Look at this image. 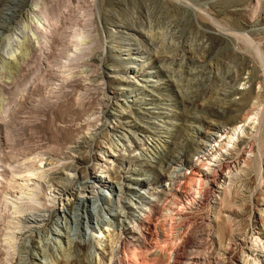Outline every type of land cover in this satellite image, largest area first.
I'll return each mask as SVG.
<instances>
[{"label": "rangeland", "instance_id": "374dc122", "mask_svg": "<svg viewBox=\"0 0 264 264\" xmlns=\"http://www.w3.org/2000/svg\"><path fill=\"white\" fill-rule=\"evenodd\" d=\"M0 17V264H14L18 249L14 231L16 216L20 213L16 209L17 200L6 191L12 188L9 185L14 181L12 177L20 176L12 168L28 163L27 167L34 165L33 168L38 169L43 155H50L53 162L72 159L76 153L68 149L70 142L84 136L87 127L101 123L94 117L99 116L101 109L115 108L116 103L122 102V79L132 76V71H149L147 63L152 55L159 65L164 63V56L170 58L165 65L171 78L157 81L155 76L148 75V84L160 102L155 112L164 117L157 122L158 126H150L165 146L161 159L136 160L99 138L100 152L77 163L91 181L103 186L97 200L104 204L105 212L115 211L119 198L124 210L135 216L123 225L124 229L120 228L119 218L110 215L115 227L103 225L94 229L91 201L75 205L73 211L79 218L70 223L75 242L64 253L51 252L45 264H112L111 250L120 245L115 242L124 237L129 242L131 236L127 229H135L136 217L140 214L147 215V228L143 230L145 243L140 244L141 248L134 246L136 249L127 244L125 250L129 255L142 257L144 264L151 257L153 246L158 247L160 243L165 252H170L171 245L173 248L178 245L184 252L188 249H184L187 242L197 243L195 252L201 258L199 264H250L248 261L254 256L250 254L249 242L252 237L259 238L264 226V0H0ZM12 30L17 36H11ZM223 32L243 33L251 43L235 42ZM7 33L8 36H4ZM9 37L16 41L12 42ZM171 41L175 43L174 48L167 51L166 45ZM181 46L186 49L184 61L175 49ZM191 56L203 57L205 64L201 69L210 75L214 88L239 73L240 80L236 79L235 86L251 91L242 112L236 113L229 101L239 99L235 94L224 100H209L201 94V88L194 82L197 75L188 73L193 68L200 69L190 61ZM186 80L189 83L182 85ZM157 83L159 86L154 85ZM206 101L210 102V107L203 106ZM253 102L255 109L245 114ZM148 108L149 101L138 103L130 112L126 111L125 117L139 116V124L145 128L144 123L149 120L143 117L150 116ZM195 114L223 127L240 125L248 118L253 125L244 128L239 144L229 143L232 150L224 171L230 170V175L240 174L231 183L221 185L224 189L218 195L220 207L212 206L215 195L210 189L206 190L202 204L193 211L190 220L177 229L164 200L169 187L160 177L166 166L168 169L175 165L177 156L197 162L196 139L188 134L185 121ZM116 124L118 132L124 133L122 126ZM116 124L114 121L111 126ZM86 152L88 154V150ZM248 153L254 158L244 162ZM236 165L244 167L239 169ZM41 166L45 169L43 164ZM182 171L189 170L184 167ZM188 177L187 181L195 176L188 174ZM128 179L146 184L142 187L145 199L125 195L134 206H128L118 197L119 185ZM46 185L44 181L40 188L33 190L35 193L23 192L26 196L22 201L27 197L24 203L33 204L36 197L31 199L30 196L44 193ZM5 200L9 207L4 204ZM56 204L57 208L61 207L60 202ZM58 213V209L52 211L42 225L52 226L53 217ZM84 213L89 217L87 233L92 238L89 245L82 242L86 240ZM66 217L71 218L68 214ZM256 231L259 233L255 234ZM236 236H242L243 241H234ZM259 239L264 242L263 237ZM166 245L170 246L166 248ZM227 248H231L229 255L225 254ZM94 250L90 259L89 251ZM130 250L132 253H128ZM150 259L148 264H167L168 261L166 256L160 261ZM256 261L253 262L256 264Z\"/></svg>", "mask_w": 264, "mask_h": 264}, {"label": "bare ground", "instance_id": "6f19581e", "mask_svg": "<svg viewBox=\"0 0 264 264\" xmlns=\"http://www.w3.org/2000/svg\"><path fill=\"white\" fill-rule=\"evenodd\" d=\"M15 29L17 28L15 27ZM18 31L19 30L17 29V32ZM11 32H13L11 36L13 35L17 36V34L19 33V32L17 33L15 30L14 31L12 30ZM223 33L224 35L227 36L228 39L229 38L233 39L235 42H239V43L246 42L248 44L251 43V39L243 33H239V32L237 33L223 32ZM5 35L8 36V33L4 34V36ZM13 41L16 40H14L13 38L12 42ZM173 45H175V43L172 41L168 43L166 45V50L167 49L170 50L171 48H174ZM12 48L10 50H13ZM175 49H177L176 52L178 57L180 56L181 61L182 60L184 61L186 57L185 47L181 46L180 49L179 48H175ZM136 50H139V48ZM162 59L164 61L163 63L164 65L162 63L159 65L158 63L155 62L156 61L155 56L152 55V57L148 58V63H147V66L148 65L150 66V68H148L149 71H147V69L136 70L131 72L132 76L127 77L125 79L121 78L122 82L124 83V85H122L121 88L122 96L124 97V99L122 100L121 103H116L115 104L116 106L114 105L115 108L104 107L103 109H101L99 116L94 115L96 119L98 118L96 121L99 122L101 121V123L92 125L91 128H89L90 126L87 127L88 129L87 132L85 131L86 133L84 136L70 142V146L68 145L69 146L68 149L70 150V152L76 153L75 156H72L73 157L72 159H69L68 161L66 160L65 162H61V161L53 162L52 159H50L51 158L50 155L41 154L44 156V159L42 160L40 159L42 161L41 164H43V168H45L43 170L41 168L42 167L41 164L38 166L37 169V168H33L34 165L32 167H27L28 163H26V165L25 163H21L16 168L15 167L14 169L12 168V170L16 171L17 174L20 175L19 177L15 175L12 177L14 181L13 183H9V185L12 188L6 190L8 191L10 196L14 197L17 200L16 209L18 210L17 212L20 213L19 216H16L17 217L16 219L18 221L16 222V229L14 231L17 240L16 241L17 248H18L17 254L15 256L14 264H45L47 261H49L48 256L50 255L51 252L56 253L57 251H62V253H64L65 250L71 249L70 247L75 242V238H73L74 234L72 233L74 232L71 231L70 223L77 222V219L79 218L76 215V213L73 211L74 210L73 207L79 203L82 204V202H84L85 200L91 201L92 207L90 211V216H92V228L94 229L103 225L107 227L108 226L115 227V223L109 217V215L113 218L114 217L119 218L121 229H124L123 225L125 223L131 222V218L134 217L135 215L133 213H129L124 210L123 206L119 204L121 202V199L119 198L117 202L118 205L115 211L109 210V212H105V207L103 206L104 204L103 205L99 204L97 200V197L103 186L96 185L94 181H91L89 177L86 175V173H84L83 170L78 167L77 163H81V161L85 160V158L91 157L92 155L100 152L99 149L102 146L98 141L99 138L109 141L112 145H114L116 149L121 148L120 153L125 154V152H127L128 156L133 157L136 160H146L148 162H152L158 158L161 159L163 148L165 146L163 145V141H159V139H157L156 133L152 132L150 126H158L157 122L163 119L164 117L161 115L160 112H155L156 111L155 109L158 108L157 106H160V102L157 101L156 96L153 95L152 93L151 86L150 84H148L150 78L148 75L150 74V76L151 75L155 76L157 81L158 80L166 81L168 80V78H171L170 71L168 67L165 65V63L168 62L170 58L164 56ZM189 59L190 61L192 60L193 62L198 64V66H200V69L193 68V70H190L188 73L192 76L197 75L200 78L199 79L196 76V80L194 82L196 87L199 86L201 88L200 90L201 94L203 93L204 96H208L209 100H221V99L224 100L230 98L232 94H235L239 97V99L238 100L230 99L229 101L233 103V105L235 106L236 113L242 112L244 108L243 106H245L244 104L246 103L248 96L251 95V91L250 89L240 90L235 86L236 84L235 81H237L236 79L238 78V80H240L239 73L237 72L235 75L233 74L229 76L228 78L230 80L227 79H226L227 81L221 80L222 81L221 86L214 88L213 87L214 83H212L213 80L210 79V75L208 76V73L205 72L206 70H203L204 68L201 69L203 64H205L204 63L205 60L203 59V57L191 56ZM204 76L206 78V79L204 78L205 80L203 79ZM182 83H183L182 85H186L189 83V81L186 80L185 84L184 82ZM154 85L159 86L158 83ZM185 95L182 94V96ZM193 96L195 97L196 95ZM147 101H149V108L146 111L147 114H149L150 116L143 117V118H148L149 120V122L144 123L146 126L145 128L142 125H140L141 123L139 124L138 121L139 116L131 117V118L125 117L126 111L130 112L129 110H131L132 107L135 106L137 107L138 103H144ZM206 103L207 104H203V106L205 105L209 106L210 102L208 103L206 101ZM254 103L255 102H253L249 106V108L245 110L244 112L245 114L250 113V111L255 109L256 106L254 105ZM203 115L204 114H202L201 116ZM249 119L250 118H248L244 123H241L240 125H233L231 127H223L222 125L213 123V120L212 122H210L209 119L207 120L203 117H199V115L188 117L185 120L187 124L186 127L189 129V131H187L188 134L191 135V138H193L194 140L196 139L194 141V148L196 153L195 155H198L196 160L197 162L196 163L190 162L185 160L181 156H177L174 159L175 165L169 167L168 169L166 166V169L161 171V177H160L162 182H164L169 187L166 193H164V200L167 203L166 205H168V209L170 210L169 213L172 215L173 220H175L176 222L177 225L176 228L180 227L182 223L187 221L193 214V211L195 209H198L199 205L202 204L205 193L207 192L206 190L210 189L213 195H215L214 199L211 202L212 206L220 207V198L218 195H221L224 189L222 188L223 186L221 185H223V183L225 184L229 182L231 183V181H234L236 175L240 174L239 171H238L239 173L235 171L234 173L237 174L233 175L231 173L230 175L229 174L230 170L227 173L224 171L226 168H228L226 165L228 155L232 150L231 147L239 144L242 141L241 138H243V135L241 133L244 130V128L247 127L248 124L251 125L253 123L250 122ZM108 120H112V121L108 122ZM167 120H171V119L168 118ZM114 121L115 124L118 123L122 126L124 133L118 132L117 124L111 126L112 122ZM202 129H204L205 131ZM250 130H252V128H250ZM112 138H117V139L116 141H113ZM165 142L168 143L167 139ZM229 143H232L233 145L229 146ZM87 150H88V154L86 152ZM83 151L84 153L86 152V154H84ZM251 157L254 158V155H251L249 153L246 154L244 157V162L250 159ZM164 159L165 158H163V160ZM28 161L30 162V160ZM236 166H237L236 168L239 169L244 167V165L242 166L236 165ZM184 167H186L189 171L183 172L182 170ZM188 174L194 175L195 177H190V180L187 181V179H189ZM16 180L21 181V183L17 182ZM44 181L47 184L46 185L47 189L44 191V193L37 192L38 194H35L36 196L34 197L30 196L31 199L36 197L37 200L36 199L33 200L37 201V203L35 204L34 201L33 204L24 203V201L27 200V197L26 199H24V201H22L23 197L26 196V194L22 195V193L27 190L29 192L30 191L34 192L35 189L41 187ZM137 181L139 180L137 179ZM189 182L190 184L188 185ZM124 183L125 184L119 185L120 187L118 188V197L120 196V198H122V201L126 202L128 206L129 205L132 206L133 202L125 195L137 196L139 200L145 199L144 196L142 195V189H143L142 187L146 185L144 182H136L134 179H128V181H125ZM15 187H17L18 189L17 190L13 189ZM30 187L32 188L29 189ZM31 195H33V193ZM40 199L43 200L44 202L41 201ZM47 201L51 202V205L47 204ZM4 202H5L4 204H6V206L9 207V205H7L8 202H6V200ZM57 202H60L61 207L57 208V204H56ZM150 202L151 201H148L149 204H151ZM25 207H27L28 209L25 210L24 209ZM56 209H58L59 212L58 215L53 217L54 221L53 223L51 222L52 226L46 228L45 226L42 225L41 222L47 221L48 220L47 218L51 216L50 214L52 213V211L54 212ZM241 210L242 209L237 210L235 208V211L237 212H242ZM66 214H68L72 218V221L71 218L69 220L66 217ZM139 216L136 217L138 223L135 224L134 230H129V228L128 229L126 228L128 230V234L131 236L130 237L131 239L129 240L130 243L127 241L128 239L125 237L122 238L120 241L115 242L120 245H116V247L113 250H111V252L113 253L111 260L112 264H144L142 263L143 260H141L143 259L142 257L140 259L136 254H135L136 256L133 255L134 253H132L131 250L128 253H132V255H129L126 253L125 250L127 244L129 245L131 244L133 248L136 249L134 246L136 245L140 246V244L142 245V243H145L143 242L144 239L143 230L147 228L146 227L147 225H145L147 223V221L145 220L147 215L145 216L141 215L140 217ZM225 216L227 217V215ZM83 219H85L84 236L86 237V240L82 241L81 239V241L86 245H89L90 243L89 241L92 238L91 235L87 233L90 225H89V217L86 216V213H84ZM134 220L135 219H133V221ZM73 226L75 227V224ZM76 230H78V228ZM76 230L74 229L75 232ZM137 232H140L138 233L139 235H137ZM254 233L258 234L259 232L256 231ZM260 237L264 238V226H262L261 228V234L259 238ZM259 238L252 237L251 241L249 242L251 245V247L249 248L250 254L254 256L252 257L253 259H249L248 262H250V264H255V262H253L255 260H257L256 264H264V242H262ZM234 241H243L242 236L234 237ZM185 244H187V246L184 247V249L186 248L188 249L185 250L184 252L182 249L183 247L180 248V246L178 245L177 246L175 245L176 247L174 248L171 245L172 249L170 250V252H165L163 249L164 247L162 246L163 247L162 248L161 244L159 243L160 246L158 247L157 245L153 246L151 254H149L151 256L150 258L153 260L155 259L157 261L158 260L160 261V259H162L163 257L165 258L166 256L168 257V261L165 262L167 264H176L179 262L180 264H199L201 258H199L195 252V249H197V243L187 242ZM142 246H140V248ZM167 246L170 245H166V248ZM94 252L95 250L89 251L88 256L90 257V259L92 255H94ZM167 253H169L168 256ZM230 253H231V248H227L225 254L229 255ZM226 256L224 258H226ZM149 259L147 264L151 262V261L149 262ZM144 262L146 263V261Z\"/></svg>", "mask_w": 264, "mask_h": 264}]
</instances>
